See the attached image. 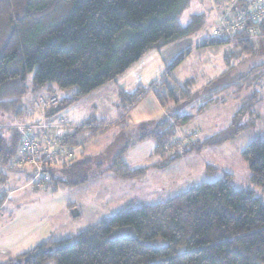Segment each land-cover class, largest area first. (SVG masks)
<instances>
[{
    "label": "trees",
    "instance_id": "1",
    "mask_svg": "<svg viewBox=\"0 0 264 264\" xmlns=\"http://www.w3.org/2000/svg\"><path fill=\"white\" fill-rule=\"evenodd\" d=\"M190 1L0 0V111L6 114L13 107L17 109L15 113L21 111L17 102L25 90L28 71H33L34 87L49 82L56 83L60 89L77 87L74 97L65 98L66 101L115 80L152 49L166 47L199 28L202 23L199 14L193 15L186 26L178 22L179 14ZM238 2L244 7L248 5L247 0ZM248 25L264 29L261 20L249 21ZM219 41L231 45L223 53L225 62L242 53L249 57L242 58L239 66L230 67L231 77L240 73L236 81L218 83L215 77L210 84H216L209 91L227 86L239 89L245 85L253 87V91L242 98L230 125L206 139L207 144L237 135L248 126L240 125L246 117L251 119L249 125L252 124L258 117L252 107L264 99L256 88L258 84L264 85V49L255 52V44L246 39ZM246 58L252 60L248 71L240 68ZM226 74L224 71L220 78ZM162 84L174 104L168 111L173 125L164 113L154 121L125 126L128 138L109 151L74 156L58 168L48 170L44 187L37 182L31 185L37 189L58 184L77 186L106 172L124 178L143 174L147 168H130L123 161L126 149L150 137L158 153L171 137L173 127L191 118L178 110L191 98L193 78L183 83L174 81L173 86ZM145 90L137 87L131 93H121L122 103L127 107L135 104ZM51 94L54 92L49 89V94L43 96ZM64 100L42 115L54 117ZM213 101L209 99L198 110ZM72 124L59 141L73 149L77 133L84 126L91 129V137L107 129L91 121L87 125ZM18 143V131L8 120L0 123V185L8 178L6 163L15 156ZM200 145L199 139L189 142L182 150L161 156L162 160L167 164ZM240 154L253 183L263 193L261 196L249 189L233 188L228 180L230 175L226 174L223 179L190 185L154 203L138 206L127 203L113 215L102 217L71 237L41 242L0 264H43L49 259L56 264H264V138L252 140ZM6 199L7 193L0 189V207ZM157 239L163 242L155 245Z\"/></svg>",
    "mask_w": 264,
    "mask_h": 264
},
{
    "label": "rangeland",
    "instance_id": "2",
    "mask_svg": "<svg viewBox=\"0 0 264 264\" xmlns=\"http://www.w3.org/2000/svg\"><path fill=\"white\" fill-rule=\"evenodd\" d=\"M229 1L191 0L178 16V22L182 26H186L192 16L198 14L202 16V23L194 33L177 40L189 39L191 43L185 49L179 47V50H183L181 55L167 63L165 71L155 81L160 80L167 86H173L174 81L183 83V80L193 78L195 84L191 89V98L178 110L180 114L191 115V118L180 126L173 127L171 137L158 149V153L155 151V141L150 137L139 140L126 149L123 161L130 168H147L143 174L124 178L106 172L77 186L58 184L37 189L24 185L26 182L32 183V167L30 169L29 166L17 165L14 156L7 161L8 178L0 185V189L8 194L5 209L0 214V248L5 249L6 253H0V262L14 259L16 255L41 242L71 237L102 217L113 215L127 203L133 206L154 203L185 190L190 185L223 179L226 174L230 175L228 180L233 188L249 189L257 196L263 194L253 183L251 172L240 152L252 140L264 138V99L258 100L252 107L258 114L252 124L249 125L251 119L246 117L240 121V125L248 126L237 135L219 143H205L206 139L214 137L230 125L242 98L253 91V87L247 88L246 85L239 89L227 86L209 91L216 84H210L215 77L218 83L236 81L240 73L236 71L238 74L234 73L231 77L230 67L239 66L242 58L249 57L242 53L225 62L223 53L231 45L216 40L210 32L214 19L228 9ZM262 41L264 39L256 40L255 43ZM251 61L247 59L240 68L248 71ZM224 71L228 74L220 78ZM24 85L25 90L17 102V108H21V111L15 113L17 109H13L14 107L6 114L0 111V123L8 120L10 126H14L48 120L33 106V101L38 96L47 95L49 85L60 101L73 98L77 92L75 86L60 89L54 82L34 87L33 71L26 73ZM102 86L84 96L75 97L72 101L64 100L56 115L49 119L57 122L59 118H63L75 125H87L91 121L101 128L107 126L105 131L92 137L91 129L87 126L77 133L74 148L76 158L85 154H103L129 136L127 128H124L133 123L131 117L138 111L137 108L130 110L131 106L124 105L125 102L122 103L118 90L111 82ZM202 88L204 91L201 92ZM256 88L258 95L264 96V85L258 84ZM155 89L164 109L163 114L173 125V118L169 117L168 111L174 104L167 88L161 83ZM209 99L214 101L198 110ZM3 114L7 118H3ZM197 139L201 143L198 149L179 155L167 164L162 160L161 156L180 151ZM72 209H77L79 214L74 216ZM158 241L160 244L163 242L157 239L154 244L158 245ZM43 264L56 262L49 259Z\"/></svg>",
    "mask_w": 264,
    "mask_h": 264
},
{
    "label": "built area",
    "instance_id": "3",
    "mask_svg": "<svg viewBox=\"0 0 264 264\" xmlns=\"http://www.w3.org/2000/svg\"><path fill=\"white\" fill-rule=\"evenodd\" d=\"M248 5H240L238 0L229 3L228 9L211 27L215 39L235 42L238 40L264 39V29L248 25L249 21H264V0H247ZM158 81L152 83V87ZM59 99L55 94L38 96L33 106L44 115L49 108L57 107ZM44 120L42 123H25L12 126L19 133L18 149L14 156L17 165L29 166L33 170L32 182L44 187L48 181V170L56 169L63 162L74 157L72 147L60 144V136L72 128L73 124L59 118L57 122Z\"/></svg>",
    "mask_w": 264,
    "mask_h": 264
},
{
    "label": "crops",
    "instance_id": "4",
    "mask_svg": "<svg viewBox=\"0 0 264 264\" xmlns=\"http://www.w3.org/2000/svg\"><path fill=\"white\" fill-rule=\"evenodd\" d=\"M231 1L233 0H230L229 3ZM220 17L221 15H218L216 19H214V24L217 22V20ZM214 24H212V26ZM211 27H210V32H211ZM190 43L191 41L189 39H182L166 47L152 49L147 54H145L140 61L132 65L125 73L118 76L115 80L110 81L115 87V89L118 90L120 95L121 93H131L137 87H143L146 89L141 99L135 104H132L130 107V110L136 107L138 111H136L135 115L133 114V116L131 117L133 123L131 122L132 124H129L128 126L145 121H154L163 114L164 109L156 94L157 90L155 89L162 81L159 80L158 83H155L152 87L150 86L152 85V83L156 82L155 80L159 78V75L163 71H165L167 63H169L171 60L173 61V59L175 57L177 58L178 55L183 51V50H179V47L181 49H185V47L189 46ZM262 43H264V41L256 42V43L253 42V44H255L254 45L255 52H260L264 49V44ZM49 89H52L50 85H49ZM52 117H47V118H52ZM24 185L35 188L29 182H26ZM7 200L8 199H6L5 202L1 205L0 214L3 213V210L5 209V203ZM72 211L74 216H77L79 214L77 209H72ZM0 253L5 254L6 250L0 248Z\"/></svg>",
    "mask_w": 264,
    "mask_h": 264
}]
</instances>
